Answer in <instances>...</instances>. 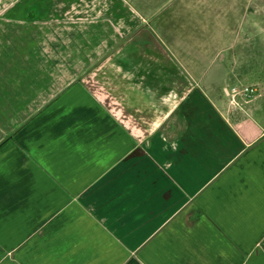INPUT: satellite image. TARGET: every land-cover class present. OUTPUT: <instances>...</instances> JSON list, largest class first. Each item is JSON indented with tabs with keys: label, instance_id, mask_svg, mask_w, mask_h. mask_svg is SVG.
<instances>
[{
	"label": "crops",
	"instance_id": "1",
	"mask_svg": "<svg viewBox=\"0 0 264 264\" xmlns=\"http://www.w3.org/2000/svg\"><path fill=\"white\" fill-rule=\"evenodd\" d=\"M0 13V264H264V0Z\"/></svg>",
	"mask_w": 264,
	"mask_h": 264
},
{
	"label": "built area",
	"instance_id": "2",
	"mask_svg": "<svg viewBox=\"0 0 264 264\" xmlns=\"http://www.w3.org/2000/svg\"><path fill=\"white\" fill-rule=\"evenodd\" d=\"M254 92H255V88L248 85L232 86L230 91L232 98H234V96L238 94L244 96L245 98H249L250 96L253 95Z\"/></svg>",
	"mask_w": 264,
	"mask_h": 264
},
{
	"label": "rangeland",
	"instance_id": "3",
	"mask_svg": "<svg viewBox=\"0 0 264 264\" xmlns=\"http://www.w3.org/2000/svg\"><path fill=\"white\" fill-rule=\"evenodd\" d=\"M15 16H18V19H21V17H24L25 18V12L23 13V12H20V11H16V12H14L13 13ZM3 15H1V13H0V19H3L4 17H2ZM34 18V12H32V13H28V21H30L31 19H33ZM18 19H17V21H18ZM26 19V18H25ZM18 30H19V28H18ZM17 30V33L19 32Z\"/></svg>",
	"mask_w": 264,
	"mask_h": 264
}]
</instances>
